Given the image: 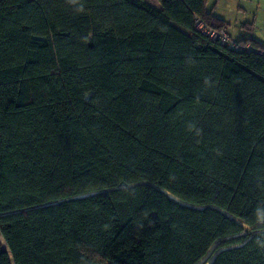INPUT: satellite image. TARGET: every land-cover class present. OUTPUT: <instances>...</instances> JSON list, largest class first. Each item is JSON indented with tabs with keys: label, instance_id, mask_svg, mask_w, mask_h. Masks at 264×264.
Segmentation results:
<instances>
[{
	"label": "trees",
	"instance_id": "trees-1",
	"mask_svg": "<svg viewBox=\"0 0 264 264\" xmlns=\"http://www.w3.org/2000/svg\"><path fill=\"white\" fill-rule=\"evenodd\" d=\"M159 2L0 0V264H264V45Z\"/></svg>",
	"mask_w": 264,
	"mask_h": 264
},
{
	"label": "crops",
	"instance_id": "crops-1",
	"mask_svg": "<svg viewBox=\"0 0 264 264\" xmlns=\"http://www.w3.org/2000/svg\"><path fill=\"white\" fill-rule=\"evenodd\" d=\"M207 4L227 22L233 38H254L264 45V0H208Z\"/></svg>",
	"mask_w": 264,
	"mask_h": 264
},
{
	"label": "built area",
	"instance_id": "built-area-1",
	"mask_svg": "<svg viewBox=\"0 0 264 264\" xmlns=\"http://www.w3.org/2000/svg\"><path fill=\"white\" fill-rule=\"evenodd\" d=\"M195 27L197 30L208 36L210 39L220 41L236 50L246 49L249 50L251 45L249 43H241L239 40L233 38L227 29H216L209 24L202 21L200 18H195Z\"/></svg>",
	"mask_w": 264,
	"mask_h": 264
},
{
	"label": "rangeland",
	"instance_id": "rangeland-1",
	"mask_svg": "<svg viewBox=\"0 0 264 264\" xmlns=\"http://www.w3.org/2000/svg\"><path fill=\"white\" fill-rule=\"evenodd\" d=\"M149 2H150L152 5H154V6H158V7L160 6V2H159V0H149ZM214 248H215V246L210 250L208 256L204 257V258H203L198 264H205L207 258L209 257L210 253L214 250ZM211 261H212V260H211ZM208 264H210V262H209Z\"/></svg>",
	"mask_w": 264,
	"mask_h": 264
},
{
	"label": "water",
	"instance_id": "water-1",
	"mask_svg": "<svg viewBox=\"0 0 264 264\" xmlns=\"http://www.w3.org/2000/svg\"><path fill=\"white\" fill-rule=\"evenodd\" d=\"M173 198V197H172ZM175 199V198H174ZM178 201V199H176ZM223 250V249H222ZM220 252V251H218ZM218 252L215 254L213 251L210 253L209 257L207 258L205 264H208L210 262V264L214 261L215 257L217 256ZM208 256V255H207ZM212 260V261H211Z\"/></svg>",
	"mask_w": 264,
	"mask_h": 264
}]
</instances>
